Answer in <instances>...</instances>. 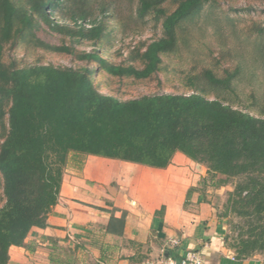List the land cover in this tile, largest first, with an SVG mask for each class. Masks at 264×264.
Returning a JSON list of instances; mask_svg holds the SVG:
<instances>
[{"label":"trees","instance_id":"trees-1","mask_svg":"<svg viewBox=\"0 0 264 264\" xmlns=\"http://www.w3.org/2000/svg\"><path fill=\"white\" fill-rule=\"evenodd\" d=\"M91 1L0 0V264L8 263L9 248L22 245L32 227L47 226L67 165L74 161L81 167L87 155L166 168L181 152L207 167L210 176L200 181L202 189L210 177L219 176L218 185L223 186L229 178L243 176L230 192L229 203L247 220L248 232L234 245L225 237L238 258L264 253V116L230 103V95L238 97L234 80L240 69L226 70L223 76L213 68L192 74L187 78L193 88L189 94L155 93L125 100L102 92L93 79L99 68L121 78L152 77L161 69L162 55L177 50L181 24L200 14L210 0H138V18L155 13L163 18L164 30L145 50H136L141 67L114 63L97 50L77 54L79 60L97 63L96 69L44 63L19 67L4 60L7 43L18 34L37 37L43 25L78 40H101L106 35L101 14L108 4L97 1L100 6H95ZM167 1L177 4L171 12L164 6ZM35 40L75 53L67 44ZM255 48L261 57L262 36L253 42V54ZM252 98L254 106L261 101L255 94ZM196 189L191 187L189 194ZM124 218L125 211L117 219Z\"/></svg>","mask_w":264,"mask_h":264},{"label":"crops","instance_id":"crops-1","mask_svg":"<svg viewBox=\"0 0 264 264\" xmlns=\"http://www.w3.org/2000/svg\"><path fill=\"white\" fill-rule=\"evenodd\" d=\"M205 174L181 152L166 168L96 155L81 167L69 162L47 226L12 245L7 264H145L163 254L180 260L188 250L205 264H264V253L238 258L229 246L210 190L201 188Z\"/></svg>","mask_w":264,"mask_h":264},{"label":"rangeland","instance_id":"rangeland-1","mask_svg":"<svg viewBox=\"0 0 264 264\" xmlns=\"http://www.w3.org/2000/svg\"><path fill=\"white\" fill-rule=\"evenodd\" d=\"M105 1L108 9L101 18L105 23L106 34L101 40H78L63 33L54 32L43 25L37 37L21 34L5 45L4 60L19 67L44 63L57 66L98 68L97 63L79 60L78 53L97 50L114 63H133L138 67L142 61L136 50H145L146 45L163 35V18L150 13L144 19L137 15L138 0H92L91 5ZM166 11L171 12L176 3L167 1ZM95 7L96 13L100 10ZM99 14V15H100ZM58 20L64 21L60 16ZM65 22V21H64ZM89 24V21H86ZM178 47L174 52L162 55L161 69L146 79L112 76L99 68L93 79L102 92L120 99H130L155 93H192L188 76L198 74L205 68H213L219 76L227 71L240 69V76L234 80L238 97L230 95V103L237 108L264 116V53L253 42L260 36L264 39V0H210L204 4L201 13L184 21L178 29ZM53 45L67 44L75 50L74 54L56 51L37 43L35 39ZM257 54V55H255ZM261 101L254 106L252 96ZM210 97L215 98L212 94ZM8 107V106H7ZM7 120V119H6ZM3 130L0 123V140ZM205 166L204 164H201ZM71 166H77L71 161ZM205 176H210L205 166ZM204 176V177H205ZM219 176L210 177L206 183L211 202L223 221L229 244H237L242 233L248 232L247 220L240 216L229 203L230 192L243 176L231 177L228 183L219 186ZM2 174L0 173V194H2ZM202 180V179H201Z\"/></svg>","mask_w":264,"mask_h":264},{"label":"built area","instance_id":"built-area-1","mask_svg":"<svg viewBox=\"0 0 264 264\" xmlns=\"http://www.w3.org/2000/svg\"><path fill=\"white\" fill-rule=\"evenodd\" d=\"M173 243H180L179 240H173ZM145 264H205L202 255L195 250H188L182 259L178 260L170 255L163 254L156 260L146 261Z\"/></svg>","mask_w":264,"mask_h":264}]
</instances>
